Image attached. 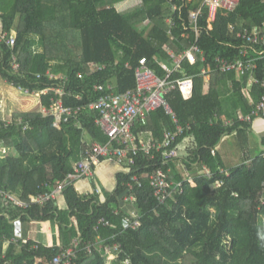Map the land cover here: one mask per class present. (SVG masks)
<instances>
[{
  "label": "trees",
  "instance_id": "obj_1",
  "mask_svg": "<svg viewBox=\"0 0 264 264\" xmlns=\"http://www.w3.org/2000/svg\"><path fill=\"white\" fill-rule=\"evenodd\" d=\"M132 1L0 0V33L16 36L14 48L0 42L1 79L17 89L35 92L61 87L64 105L76 109L97 99L98 94L91 93L95 84H115L117 93L136 89L135 71L142 58L163 77L165 71L158 61L170 65L164 48L178 53L188 45L181 38L183 23L187 22L188 10L198 5L174 15L168 0ZM176 2L181 6L182 0ZM168 17L177 23L173 30L176 41L169 39ZM263 22L264 0H241L236 12L220 13L212 29L206 18L201 20L199 45L206 65L212 68L210 86L206 89L204 78L199 76L204 63L191 66L184 61L173 78L193 76V96L186 100L177 89L166 97L184 128L171 146L179 149L182 158L164 164L163 151H153L154 158L140 151L130 173L118 175L116 190L106 193L105 201L98 194L81 195L71 184L63 192L65 209L57 202L27 210L0 204V264L52 260L79 238L71 217L77 219L81 230L80 248L96 245L89 255L80 251L72 264H125L127 260L129 264H264V150L253 154L244 148L245 158L233 166L218 152L225 135L237 131L242 137L251 127L252 122L241 121L239 116L252 112L250 101L259 102L264 88L251 83L249 74L239 77L236 72L222 73L215 65L219 56H238L241 42L237 32L243 26ZM15 63L18 69H14ZM94 63L110 65L93 72ZM48 73L59 79H50ZM255 74L264 80V60ZM51 98L59 96L53 91L42 95L41 106L49 107ZM41 106L15 114L10 123L0 120V146L14 151V156H0V189L25 202L42 191V184L64 180L73 172L84 138L108 142L96 124V113L86 109L64 122L44 116ZM176 128L173 117L160 108L140 119L133 132L139 138L162 143L165 132ZM242 139L245 144L246 138ZM182 167L195 186L186 181L183 194L177 193L159 205L147 176L163 169L182 181ZM134 176L139 177L141 186L133 183L129 191ZM129 195L134 202L127 205L124 201ZM127 207L141 216V226L136 230L123 229L122 221L129 215ZM117 209L119 214H115ZM19 218L23 223H50L54 240L59 239L60 244L47 247L29 241L5 248L4 241L15 236L12 222ZM102 219L110 226L100 224ZM107 244L121 246L112 260L103 249Z\"/></svg>",
  "mask_w": 264,
  "mask_h": 264
},
{
  "label": "built area",
  "instance_id": "obj_2",
  "mask_svg": "<svg viewBox=\"0 0 264 264\" xmlns=\"http://www.w3.org/2000/svg\"><path fill=\"white\" fill-rule=\"evenodd\" d=\"M241 0H182L181 6L176 0H168L174 15H182V11L189 8L190 5L197 4V8H190L188 10L187 22L183 23V30L181 38L184 39L188 45L184 46L180 52H175L169 47L164 48L165 57L170 65L163 61H158L161 68L165 71L164 76H159L153 69L147 65V59L142 58L140 65L135 71L137 82L136 89L127 91L125 93H117L116 85H100L95 84L92 88V94H98L96 100L91 102L87 107L72 108L64 105L62 97L65 95L63 88H49L41 92L30 91L29 89L18 88L27 95H48L51 91L55 92L59 98H51V105L49 107L43 106L41 112L44 116H54L57 120L69 122L71 118L77 117L83 110L88 109L96 113V124L108 137L106 144L93 141L89 144L83 142V148L79 161L74 164V170L68 174L64 180L56 182H46L42 184V191L37 195H31L29 201L25 202L17 195L7 193L0 189V204L12 205L14 207L27 210L33 205L45 206L50 202H56L63 194L68 185L76 184L78 181L92 178L94 176L96 167L101 164L103 159H112L122 167V172L130 173L131 168L136 164V158L140 151L146 155H151L154 158L153 151L164 152V164L175 158H182L178 148H171L172 144L176 142L177 138L183 134L184 128L178 124V116L171 108L170 103L166 97L171 92L179 89L183 97L189 100L193 96L195 80L193 76L174 79L176 70L180 68L182 62L186 61L191 66L197 65L199 62L206 65V55L199 45L201 20L206 18L208 28L212 29L220 13L232 14L236 12ZM181 8V9H180ZM1 14V12H0ZM169 26L168 36L171 41L178 40L173 34V30L177 27L176 21L171 17L166 19ZM235 30V26L231 27ZM237 39L240 40L241 45L238 47V56L234 59L224 57H217L215 65L222 73L236 72L239 77H245L249 74L250 82L260 84L264 88V80L260 81L256 77V71L259 69L260 62L264 60V22L261 25L253 27H244L237 32ZM0 42H6L9 46L16 45V36L13 33H0ZM110 64H92L93 72L102 71ZM14 69H18V64L13 65ZM130 68L129 64H126ZM212 68L206 65L202 68L200 77L204 78L206 89L210 86ZM50 79L58 80L59 78L48 73ZM40 77V76H38ZM83 78V75H79ZM64 82H68V78H62ZM81 100V96H77ZM250 109L252 112L247 115H240L239 119L244 122H251L253 117H264V96L259 102L250 101ZM163 108L167 115L173 117V121L177 124L176 130H168L164 134V141L162 143H155L151 140H144L139 138L134 132L133 128L140 119L145 118L148 112ZM233 125L232 123H227ZM1 129V126H0ZM10 148L0 146V154H7ZM207 170V169H206ZM207 174H211L207 170ZM150 186L154 191L159 205H165L170 198L175 194L184 193V184L189 181L192 186H195L193 178L189 176V172L185 167H182V181H176L174 175L169 171L163 169L149 174ZM133 183L141 186V181L138 176L132 178V183L128 184L129 191L133 188ZM44 190V191H43ZM99 192V191H98ZM127 205L133 204L134 197L132 195L126 196L125 201ZM127 205L123 206L125 208ZM129 215L123 221V229L136 230L141 226V216L134 210H128ZM119 214V210L115 211ZM15 225V236L10 240L4 241V246L7 248L11 243L27 245L29 240L23 234V222L21 218L12 222ZM100 224L110 226L105 219L100 221ZM98 230V226L95 228ZM82 239L79 237L72 246L64 250L61 254L55 256L52 260L37 258L34 264H72L74 259L78 257L80 251L86 254H91L95 248V244L89 243L83 248L81 247ZM121 246L115 244L114 246L105 245L104 250L109 255V259L115 258V252L119 251ZM130 261H125L129 264Z\"/></svg>",
  "mask_w": 264,
  "mask_h": 264
},
{
  "label": "crops",
  "instance_id": "obj_3",
  "mask_svg": "<svg viewBox=\"0 0 264 264\" xmlns=\"http://www.w3.org/2000/svg\"><path fill=\"white\" fill-rule=\"evenodd\" d=\"M3 79L0 77V87H1V93H0V108L4 109L3 105V89L5 87L12 86L8 84L7 82L4 83L2 82ZM13 87V86H12ZM15 88V87H14ZM17 89V88H16ZM14 99V98H12ZM10 110V109H9ZM8 110L3 111V117H0V120H4L7 123H10L7 121V112ZM16 113H14L15 115ZM11 113L9 111L10 116ZM13 115V116H14ZM250 123L251 127L243 134L242 137L238 135L237 131H235L232 135H225L223 139L221 140L219 146H218V152L222 155L224 162L227 164L229 163L230 166L237 165L243 161L245 158V153L243 149H247L249 151H252L253 154H257L258 151L264 150V117H255ZM245 137V144H243ZM144 140H150V138ZM226 139H229L223 147L222 141H225ZM83 142H86L87 144L93 142L92 139L84 138ZM82 142V143H83ZM11 149V148H10ZM235 152H237L235 154ZM230 154L235 156L234 160L231 162L230 159H227L226 156ZM7 155V154H5ZM0 156L3 157V154H0ZM239 158V160H237ZM232 160V159H231ZM232 163V164H231ZM122 173V167L115 162L112 159H104L99 166L96 167L94 176L92 178H87L78 181L75 184V187L77 191L84 196H90L92 194H98L100 196V199L102 201H105L106 199V193H112L116 190L117 184H118V175ZM99 191V192H98ZM57 204L59 205L60 209H65L67 208L65 199L63 194L59 197V199L56 201ZM128 210H134L132 207H127ZM71 222L75 225V227L78 230L79 237H81V230L79 228L77 219L75 217L70 218ZM48 223H37V222H32V223H23L22 229H23V234L24 236L29 240V241H35L37 243H41L47 247L53 246L55 242L60 244V240L53 238V226ZM58 233V231H57ZM75 242V241H74Z\"/></svg>",
  "mask_w": 264,
  "mask_h": 264
},
{
  "label": "rangeland",
  "instance_id": "obj_4",
  "mask_svg": "<svg viewBox=\"0 0 264 264\" xmlns=\"http://www.w3.org/2000/svg\"><path fill=\"white\" fill-rule=\"evenodd\" d=\"M134 2H136V0ZM2 82L4 83L3 80H2ZM2 92L4 94L3 95V97H4L3 105H5L4 109H5V111L8 110L7 111L8 114H6V116H7L6 119H7L8 122L12 121L14 113H16V114L19 113L20 114V113H23V112L34 111V110H36L37 108H39L41 106V96H38V95H27L24 92L20 91L19 89H16V88L12 87V86L5 87ZM0 93H1V87H0ZM12 98H14V99H12ZM41 108H42V106H41ZM4 109H3V111H4ZM3 111L0 108V117L1 118L3 117V114H2ZM9 111L11 113L10 116H8L9 115ZM228 140L229 139H226L225 141H222V145L221 146L223 147V145ZM236 153L237 152H235V154ZM3 155H5V153ZM8 155L9 156H14L13 149H9L8 150V153H7L6 156H8ZM233 157L235 158V156H233ZM226 158L230 159V161H228V162H231V161L234 160V158H232V155H230V154H228L226 156ZM237 160H239V158H237ZM205 172L207 173V170H205ZM49 224L50 223H48V225ZM52 235H53V238H54V234L53 233H52Z\"/></svg>",
  "mask_w": 264,
  "mask_h": 264
}]
</instances>
